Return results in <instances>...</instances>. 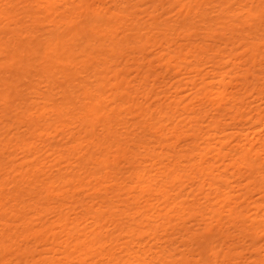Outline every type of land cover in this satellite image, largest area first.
Instances as JSON below:
<instances>
[{
    "label": "bare ground",
    "instance_id": "6f19581e",
    "mask_svg": "<svg viewBox=\"0 0 264 264\" xmlns=\"http://www.w3.org/2000/svg\"><path fill=\"white\" fill-rule=\"evenodd\" d=\"M0 264H264V0H0Z\"/></svg>",
    "mask_w": 264,
    "mask_h": 264
},
{
    "label": "rangeland",
    "instance_id": "374dc122",
    "mask_svg": "<svg viewBox=\"0 0 264 264\" xmlns=\"http://www.w3.org/2000/svg\"><path fill=\"white\" fill-rule=\"evenodd\" d=\"M61 256V255H60Z\"/></svg>",
    "mask_w": 264,
    "mask_h": 264
}]
</instances>
